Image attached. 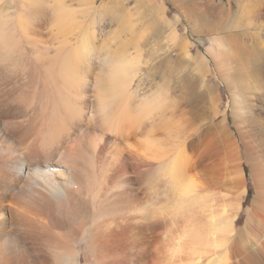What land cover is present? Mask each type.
Returning <instances> with one entry per match:
<instances>
[{"label": "bare ground", "instance_id": "1", "mask_svg": "<svg viewBox=\"0 0 264 264\" xmlns=\"http://www.w3.org/2000/svg\"><path fill=\"white\" fill-rule=\"evenodd\" d=\"M96 7L0 0V264H264V194L239 227L246 160L210 90L192 118L166 76L137 82L169 67Z\"/></svg>", "mask_w": 264, "mask_h": 264}, {"label": "rangeland", "instance_id": "2", "mask_svg": "<svg viewBox=\"0 0 264 264\" xmlns=\"http://www.w3.org/2000/svg\"><path fill=\"white\" fill-rule=\"evenodd\" d=\"M151 1L153 7H163V14L158 9L151 11L146 0H96V8L111 22L108 31L137 32L145 61L152 58L153 63L162 61L166 63L162 67H169L170 73L165 68L158 75L149 70L137 82L142 77L159 81L166 76V91L187 99L192 118L210 114L209 99L203 96L210 90V98L220 112L217 122L227 119L226 130L239 141L246 160L245 184L249 194L245 196L242 223L238 224L242 227L245 209L256 196L264 194V0ZM162 18L171 26H164ZM231 34H238V42ZM235 43L242 47L237 54ZM185 48L202 62L199 71L184 62ZM199 124L208 126L209 122L201 120Z\"/></svg>", "mask_w": 264, "mask_h": 264}, {"label": "trees", "instance_id": "3", "mask_svg": "<svg viewBox=\"0 0 264 264\" xmlns=\"http://www.w3.org/2000/svg\"><path fill=\"white\" fill-rule=\"evenodd\" d=\"M248 194H249V192H248ZM247 196H248V195H247ZM242 219H243V217L241 216V217H240V221H241Z\"/></svg>", "mask_w": 264, "mask_h": 264}]
</instances>
